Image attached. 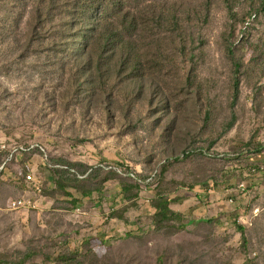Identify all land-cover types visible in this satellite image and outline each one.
<instances>
[{
  "label": "rangeland",
  "instance_id": "rangeland-1",
  "mask_svg": "<svg viewBox=\"0 0 264 264\" xmlns=\"http://www.w3.org/2000/svg\"><path fill=\"white\" fill-rule=\"evenodd\" d=\"M0 264H264V0H0Z\"/></svg>",
  "mask_w": 264,
  "mask_h": 264
},
{
  "label": "built area",
  "instance_id": "built-area-1",
  "mask_svg": "<svg viewBox=\"0 0 264 264\" xmlns=\"http://www.w3.org/2000/svg\"><path fill=\"white\" fill-rule=\"evenodd\" d=\"M37 148L36 145H30L29 147L25 148L23 146H17L13 145L12 147L4 145L2 149L8 150L10 152V155H14L19 152H30V151H35ZM26 182L27 183H32L33 187L36 189V191H40V188L36 184V179L34 178L33 175L29 174L26 176ZM11 209L13 210H20V209H25V208H32L36 209L37 208V201L36 200H31V199H26V198H19L12 200L11 203Z\"/></svg>",
  "mask_w": 264,
  "mask_h": 264
},
{
  "label": "trees",
  "instance_id": "trees-1",
  "mask_svg": "<svg viewBox=\"0 0 264 264\" xmlns=\"http://www.w3.org/2000/svg\"><path fill=\"white\" fill-rule=\"evenodd\" d=\"M102 34L100 33L99 37H101ZM101 41V40H100ZM106 43V46H112L114 48V53L118 56V53L120 54V60H118L116 63L119 64L121 63V65H128L130 66H134L136 67V60L134 59L135 62H133L132 58H127L126 57V51L127 48L130 47V45H132L131 41H125L124 37L121 36L118 32H114L111 36H105V39L103 40ZM95 42H98V40L96 39ZM230 53L232 54V56H234V51L230 50ZM130 64H134V65H130ZM235 66H237L236 63H234Z\"/></svg>",
  "mask_w": 264,
  "mask_h": 264
},
{
  "label": "crops",
  "instance_id": "crops-1",
  "mask_svg": "<svg viewBox=\"0 0 264 264\" xmlns=\"http://www.w3.org/2000/svg\"><path fill=\"white\" fill-rule=\"evenodd\" d=\"M32 174H34V171H32ZM36 184H37V181H36ZM32 187H33V185H32ZM35 200L37 201V207H39L41 205V203L44 202L42 199L39 200L37 195L35 196ZM46 203L52 204L51 201L50 202L46 201L45 203L42 204V206H44V204H46Z\"/></svg>",
  "mask_w": 264,
  "mask_h": 264
}]
</instances>
